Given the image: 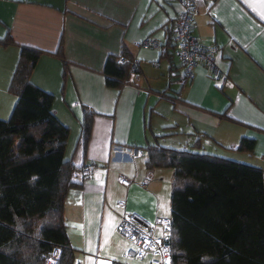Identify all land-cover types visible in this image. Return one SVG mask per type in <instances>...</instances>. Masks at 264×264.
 <instances>
[{
	"label": "crops",
	"instance_id": "crops-1",
	"mask_svg": "<svg viewBox=\"0 0 264 264\" xmlns=\"http://www.w3.org/2000/svg\"><path fill=\"white\" fill-rule=\"evenodd\" d=\"M179 9L177 0H0V39L8 34L17 45L46 52L30 82L52 95L51 112L68 128L64 158L78 168L71 180L79 186L66 194L63 219L76 264H148L125 256L129 243L117 232L123 212L149 221L170 218L173 171L148 168V146L264 169V0H203L198 6L192 34L220 49L224 84L214 83L203 64L190 82H175L181 68L171 35ZM60 38L65 79L52 55ZM146 39L157 47L142 46ZM123 49L136 76L118 89L108 87L105 61ZM19 52L0 45L2 120L16 101L7 89ZM83 108L94 113L85 152L79 144ZM242 139L253 140L251 153L236 151ZM84 164L94 172L82 182ZM123 177L130 180L127 187L120 184Z\"/></svg>",
	"mask_w": 264,
	"mask_h": 264
},
{
	"label": "trees",
	"instance_id": "trees-1",
	"mask_svg": "<svg viewBox=\"0 0 264 264\" xmlns=\"http://www.w3.org/2000/svg\"><path fill=\"white\" fill-rule=\"evenodd\" d=\"M0 45L20 49L7 89L16 101L9 117L0 119V264H41L54 247L60 249L58 264H76L63 219L66 194L79 186L71 180L78 168L64 158L68 128L51 112L52 95L30 82L46 52L17 45L8 34ZM52 55L65 79L61 38ZM121 56L122 64L113 56L105 61L108 87L128 81L132 60L125 49ZM93 116L82 109L83 152ZM253 145L242 139L236 151L251 153ZM146 151L148 168L173 171L171 264H264V169L191 150L150 145Z\"/></svg>",
	"mask_w": 264,
	"mask_h": 264
},
{
	"label": "built area",
	"instance_id": "built-area-1",
	"mask_svg": "<svg viewBox=\"0 0 264 264\" xmlns=\"http://www.w3.org/2000/svg\"><path fill=\"white\" fill-rule=\"evenodd\" d=\"M203 0H177L179 13L175 19L171 44L177 58L181 73L175 82L179 86L193 79L195 68L203 64L210 72L211 80L216 82L227 81L226 74L222 73L217 62L220 49L216 45H204L192 34L194 20L198 6ZM144 47H157L155 42L146 39L141 43ZM123 57L116 59V64H122ZM136 65L130 66V77L136 76ZM136 150L134 155H140ZM94 167L84 164L80 170L81 181H87L93 177ZM130 183L128 178H120V184L127 187ZM116 207L124 208V202L118 201ZM118 234L123 237L129 247L125 252L128 259L148 261V264H171V232L172 223L170 218L157 217L152 221L143 218L136 212H123L117 225ZM41 264H58L60 249L52 248L48 253L41 256Z\"/></svg>",
	"mask_w": 264,
	"mask_h": 264
},
{
	"label": "bare ground",
	"instance_id": "bare-ground-1",
	"mask_svg": "<svg viewBox=\"0 0 264 264\" xmlns=\"http://www.w3.org/2000/svg\"><path fill=\"white\" fill-rule=\"evenodd\" d=\"M74 249V248H73Z\"/></svg>",
	"mask_w": 264,
	"mask_h": 264
},
{
	"label": "rangeland",
	"instance_id": "rangeland-1",
	"mask_svg": "<svg viewBox=\"0 0 264 264\" xmlns=\"http://www.w3.org/2000/svg\"><path fill=\"white\" fill-rule=\"evenodd\" d=\"M9 117V116H8Z\"/></svg>",
	"mask_w": 264,
	"mask_h": 264
}]
</instances>
